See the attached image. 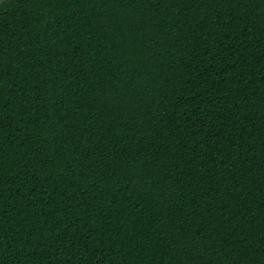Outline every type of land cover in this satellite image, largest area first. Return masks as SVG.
Masks as SVG:
<instances>
[{
  "label": "trees",
  "instance_id": "16d2710c",
  "mask_svg": "<svg viewBox=\"0 0 264 264\" xmlns=\"http://www.w3.org/2000/svg\"><path fill=\"white\" fill-rule=\"evenodd\" d=\"M0 264H264V0L1 2Z\"/></svg>",
  "mask_w": 264,
  "mask_h": 264
},
{
  "label": "rangeland",
  "instance_id": "374dc122",
  "mask_svg": "<svg viewBox=\"0 0 264 264\" xmlns=\"http://www.w3.org/2000/svg\"><path fill=\"white\" fill-rule=\"evenodd\" d=\"M3 1H5V0H0V3L3 2Z\"/></svg>",
  "mask_w": 264,
  "mask_h": 264
}]
</instances>
